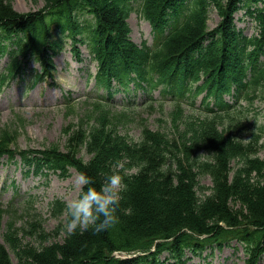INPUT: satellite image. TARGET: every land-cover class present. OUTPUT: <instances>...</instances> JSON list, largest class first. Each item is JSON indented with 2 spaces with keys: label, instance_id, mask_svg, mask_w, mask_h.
<instances>
[{
  "label": "trees",
  "instance_id": "16d2710c",
  "mask_svg": "<svg viewBox=\"0 0 264 264\" xmlns=\"http://www.w3.org/2000/svg\"><path fill=\"white\" fill-rule=\"evenodd\" d=\"M10 0H0V34H11L20 28L31 38L34 47L45 45L47 30L34 31L44 19L41 11L34 14L16 12ZM47 4L59 0H43ZM92 7L97 25L94 31L97 39L113 41L112 47L123 40L122 48L111 53L115 64L124 56L137 58L141 54L133 44H126V35L120 34L121 22L118 4L121 0H84ZM175 0H148L145 16L151 22L160 9ZM243 0H198L197 11L192 14L191 22L177 35L170 39L160 55H153V67L162 72L167 60L180 55L177 72L183 74L190 58L189 48L197 46L207 34L208 5L219 9L222 22L217 27L222 44L208 55L206 64L221 61L225 46L233 37V13L238 10ZM264 0H248L247 6L255 9L251 12L261 29L259 44L264 43V7L258 4ZM72 6L71 4L69 5ZM33 18V19H32ZM213 51V50H212ZM187 70L194 80L199 78L198 65H190ZM204 69V68H202ZM206 70L214 81L221 76L216 71ZM224 81V80H222ZM254 89L259 83H253ZM191 120V119H189ZM220 120H223L220 119ZM107 116L104 113L96 117L88 111L78 123L66 130V150L64 155L47 153L53 162L63 169L65 164L80 166L83 173L91 177V185L99 190L105 176L118 172L124 177L127 190L122 195L116 215L119 222L112 228L93 234L89 229L74 235H60L61 230L47 232L35 223L27 229L13 227L9 236V246L13 250L17 264H104L101 261L105 252L128 248L150 249L157 240L168 239L177 235V240L185 238L197 248L227 238H238L244 243L249 256L248 264H259L264 256V160H259L258 139L243 143L235 135H225L215 125L208 122L201 126L184 120L182 111L173 113L176 128L184 127L183 134L191 133L183 145L177 139L164 138L158 132L147 130L139 144H127L123 139L106 131ZM231 127L241 131L238 123L231 121ZM241 128V129H239ZM182 134V133H181ZM10 135L0 132V154H13L9 151ZM87 141L92 154L87 165L78 154ZM205 150L207 159L202 160L196 152ZM238 161L239 166L233 167ZM133 167L136 172L126 173L125 168ZM57 167V166H56ZM200 177H210L212 188L206 189L199 181ZM261 180V182H260ZM209 190L210 194H206ZM203 197H200L199 194ZM64 232L65 228H64ZM63 232V233H64ZM23 233L26 239H20ZM211 234L212 239L201 241L196 235ZM29 240V241H28ZM159 244L158 251L167 248ZM136 262H133L135 264ZM0 264H14L6 249L0 244ZM127 264V263H126Z\"/></svg>",
  "mask_w": 264,
  "mask_h": 264
},
{
  "label": "rangeland",
  "instance_id": "374dc122",
  "mask_svg": "<svg viewBox=\"0 0 264 264\" xmlns=\"http://www.w3.org/2000/svg\"><path fill=\"white\" fill-rule=\"evenodd\" d=\"M10 1L13 4L14 10L17 12L37 11L43 5L42 1L40 0ZM236 18L243 19L239 20L237 25L240 28H244L247 35H252L257 32L258 27L255 20H252L249 15L245 14V10H242L239 14L237 13L235 15V19ZM219 21L220 18L218 17V11L214 7H211L210 18L208 22L209 28L211 30L214 29ZM134 24H137V26H134L133 33L136 41H138V43L141 45V40L143 39H148L150 44L152 43V40H154L155 46L156 39L153 35L150 34L151 29L149 27V24H147L145 21H136L135 19ZM87 51V49L86 51H84L85 55H87ZM70 59L71 55L69 52H67L65 54V58L60 55L53 60L54 66H56L55 76L57 77L59 83H61V85H65L67 87L66 89L72 88L74 90L75 98H81V100L76 101L74 103L76 105L70 109L65 110L60 106L61 102L59 101V99L62 93L61 89L65 90V88H51L42 86V88H38L27 95L25 93H22L21 90H16L14 88H5L0 92V132H3L4 135H10V149L16 150L18 148L20 150H43L60 148L61 150L66 151V130L69 127H72L70 126L71 124H77L80 121L81 117H83L88 111H91V108L94 104V102L90 99H83V97L89 91H91L94 83L92 82L90 84H87V90H85V72L77 70V68L75 67L76 64L73 63ZM65 63L70 64V68L67 70H64ZM89 68L94 71L95 64L91 62L89 64ZM60 69L62 70V72L58 71ZM121 97H123L122 94L116 97V101L118 103H120ZM165 97L167 98V100L163 103H165V111L167 112L166 114L161 113L160 108H156V111L151 112L148 109V105H136V103H133L132 113L133 116L136 117V119L135 121H132L128 124V128L124 127L122 129L124 131L123 133H129L130 137L133 139L141 138L143 120L139 119V117L143 116L147 121L146 124L151 129L160 130L171 135L172 129L170 120L168 119V113L171 112L174 108V105L171 102V98L173 96L171 94H168ZM203 97L204 95H201L196 99L195 102L197 104L195 103V106L184 104L186 112L190 111L191 113H194L197 118L205 117L206 114L204 112L203 106L200 105ZM57 98L58 100H56ZM247 98L250 100L249 93L247 95ZM246 101V95L244 94L243 102L246 103ZM253 104H255L258 109L264 108V91H261L260 98ZM119 109V104L118 106H112L111 113L109 115V120L114 126H116L117 124L121 125V123H118V121L121 117H123V114L119 111ZM130 111L131 110H129V112ZM248 115H250L249 117H252L250 119H256L258 121L257 127L253 130L258 131L259 133L257 134H261L259 127L264 126V113H261V111H259L255 112L254 114H247V112L245 111V114L242 116V118ZM223 121L225 126L228 127L229 125L227 122L229 121V119L223 118ZM209 122H211L212 125L218 123L216 120H212ZM207 123L208 122H206L204 125H206ZM261 144L264 146L263 134ZM64 154L65 152H61V155ZM81 154L84 155V158L86 160L89 159V156L85 155L84 151ZM259 156L261 158H264V147L261 149ZM237 165L238 163L233 164L234 167H236ZM4 176L5 175L0 172V185ZM15 176L19 182L22 179V194L25 191H30L31 194L37 192L36 196H38L39 199H42L43 197H45L46 199V197H48L49 191L47 187L40 184L41 187H36V189L34 190L33 186L38 183V178L35 180L32 177L26 179L25 177H22L23 174L20 171H17ZM46 181L50 182V186L52 188L56 187V189L58 190L59 181L57 177L52 178L48 176ZM62 181L65 185V189H63L62 191V195H64L65 197L63 198L61 193L59 195L61 199L68 203L70 199L77 197L79 192L74 187L73 179L69 181L62 179ZM199 181L203 187H206V189L212 188L213 186L210 177H200ZM206 194H210L209 190H206ZM199 195L200 197H203V193L202 195ZM49 198L50 197H48V199ZM14 209L19 210L18 208ZM14 209L7 211L6 213L0 212V240L2 242H4L3 238L5 237L4 235L8 231V229H10L11 231L13 227H21L25 224V221L23 220L25 212H22L20 210L17 211ZM37 209L38 211H36V213L47 222L46 228L48 230L56 228L58 222L57 220L51 218L50 214H48L47 204L38 203ZM66 234L67 233L65 232L63 233V235ZM225 253L229 254L230 251L227 250L225 251ZM189 257H192V255L189 254ZM165 258L166 255L162 257V259ZM221 261V256L216 253L214 257H209L208 260L196 259L191 264H208V262H211V264H219L221 263ZM14 262H17L16 259H14Z\"/></svg>",
  "mask_w": 264,
  "mask_h": 264
},
{
  "label": "clouds",
  "instance_id": "9594fccd",
  "mask_svg": "<svg viewBox=\"0 0 264 264\" xmlns=\"http://www.w3.org/2000/svg\"><path fill=\"white\" fill-rule=\"evenodd\" d=\"M73 183L79 195L70 199L65 209L69 218L65 224L68 235L89 229L93 234H99L119 222L116 213L122 200L121 193L127 190L122 175L118 172L106 175L99 190L91 186L94 180L82 172L73 177Z\"/></svg>",
  "mask_w": 264,
  "mask_h": 264
}]
</instances>
